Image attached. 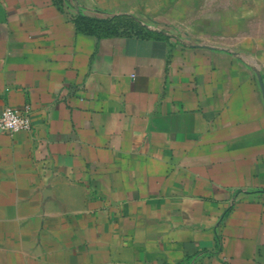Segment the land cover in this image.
I'll list each match as a JSON object with an SVG mask.
<instances>
[{
	"label": "crops",
	"instance_id": "obj_1",
	"mask_svg": "<svg viewBox=\"0 0 264 264\" xmlns=\"http://www.w3.org/2000/svg\"><path fill=\"white\" fill-rule=\"evenodd\" d=\"M251 3L0 0V264H264Z\"/></svg>",
	"mask_w": 264,
	"mask_h": 264
},
{
	"label": "rangeland",
	"instance_id": "obj_2",
	"mask_svg": "<svg viewBox=\"0 0 264 264\" xmlns=\"http://www.w3.org/2000/svg\"><path fill=\"white\" fill-rule=\"evenodd\" d=\"M252 6H253V12L248 16V18L245 17L244 19L250 20V23L252 26L249 30L240 31L238 33L239 37L244 36L243 38H246L249 40L250 45H246L244 49L247 51H253L256 54H263L264 53V0H249ZM132 18L134 21L141 23L144 21V19H141V17H135V16H128ZM246 21V20H245ZM143 23V22H142ZM150 24V23H149ZM145 25V24H144ZM149 26H152L151 24ZM237 36V35H236Z\"/></svg>",
	"mask_w": 264,
	"mask_h": 264
},
{
	"label": "built area",
	"instance_id": "obj_3",
	"mask_svg": "<svg viewBox=\"0 0 264 264\" xmlns=\"http://www.w3.org/2000/svg\"><path fill=\"white\" fill-rule=\"evenodd\" d=\"M31 128L32 121L28 113L10 108L0 113V131L13 134Z\"/></svg>",
	"mask_w": 264,
	"mask_h": 264
},
{
	"label": "trees",
	"instance_id": "obj_4",
	"mask_svg": "<svg viewBox=\"0 0 264 264\" xmlns=\"http://www.w3.org/2000/svg\"><path fill=\"white\" fill-rule=\"evenodd\" d=\"M94 27L103 32L138 31V22L128 16L112 17L107 19H94Z\"/></svg>",
	"mask_w": 264,
	"mask_h": 264
}]
</instances>
